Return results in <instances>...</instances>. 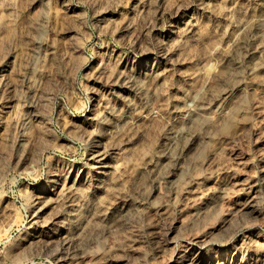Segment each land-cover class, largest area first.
<instances>
[{
  "label": "rangeland",
  "instance_id": "rangeland-1",
  "mask_svg": "<svg viewBox=\"0 0 264 264\" xmlns=\"http://www.w3.org/2000/svg\"><path fill=\"white\" fill-rule=\"evenodd\" d=\"M257 8L255 0H0V264H186L192 256V264H264V49L263 68L245 74L240 61L239 80L216 84L249 89L226 117L197 125L207 137L185 156V174L170 182L172 172L151 171L182 86L197 87L229 60L238 22ZM151 65L159 85L124 90ZM142 92L150 109L139 132L113 142L115 184L93 192L91 145L109 143L110 112ZM81 169L88 180L69 189ZM129 200L139 204L125 225L95 220L81 239L63 237L76 207L112 212Z\"/></svg>",
  "mask_w": 264,
  "mask_h": 264
},
{
  "label": "bare ground",
  "instance_id": "bare-ground-1",
  "mask_svg": "<svg viewBox=\"0 0 264 264\" xmlns=\"http://www.w3.org/2000/svg\"><path fill=\"white\" fill-rule=\"evenodd\" d=\"M255 2L258 3V8L254 10L251 15L241 19L238 22L236 26V29H237L236 34L233 36V38L229 40L227 44V51L225 54H226V57H229L228 58L229 60H226V62L217 63L215 64V66L211 68L210 71L203 72V75L201 74L202 75L201 81L197 87H192V86L185 87L184 86L185 89H183V86H182L183 92H181L182 96L180 95L179 101H177L178 102L177 109H176V106H174L176 109L174 110L175 118L174 120L172 119L173 121H171V124L169 125V129L165 133L166 134L165 139L167 141L166 146H164L165 148L162 149V151H160L161 153L159 154L162 156V158L157 157L158 158L157 159L156 157H154L157 160L153 166L150 165L152 166L151 171L153 172L154 176H159L162 172H164V170L165 172L167 170L169 172H172L173 174V177H168V181L170 180L171 182V181H176L177 179H179L185 171V165H183L185 156L189 154L195 148L196 145H198L201 141H203L204 138L207 137V135L202 134L197 131V125L201 124V122L204 123L206 121L215 122L221 118L226 117L230 112L233 111L235 105H237L238 102H241L240 95L244 91H247L249 89L247 88L248 85L245 87L243 86L244 84L240 83L239 81L235 82L231 86V89L229 87L226 88L224 86V88L217 90L215 88L216 84L229 77H234L237 80L238 77L241 75L239 72L240 61L246 62L245 67L242 65V68L244 67L245 69L244 70L245 74L246 73L252 74L263 66V61H261L262 59L260 60V56L264 49V0H255ZM183 27L184 28H182V30L179 29L181 30L179 37L186 39L187 35L191 32V26H188V24H185V26ZM173 39L171 40L173 41ZM238 54H240V58L238 57ZM175 57H174V61H175ZM169 58H171V56ZM181 58L183 57L181 56ZM157 67H158L157 65L155 67L151 65L150 68H146L142 70H140L139 68V70H137L134 74L132 73L133 75L131 74L132 76L126 82L124 81L125 82L124 90L128 91V93L130 94L131 91L133 93L134 90L141 92L139 90L145 89V84L147 85V83L148 84L154 83V85L156 86L161 76L159 74V70L157 71ZM194 73H195V76L200 75L199 69ZM188 75H187V78L192 80L193 76L191 75L188 76ZM181 80L182 78L180 79V81ZM178 83L181 84V82H178ZM241 84L243 85L241 86ZM134 99L136 98L134 97ZM126 100L127 102L126 104H124L125 106L123 108L121 107V109L119 110H112L110 112V118H107V121L105 122L106 124V127L104 126L105 133L108 135L107 137L109 139V143L107 144V141H106V144L98 143L94 141L91 145V148L89 147L90 148L89 160L91 164L90 167L93 168L97 174H99V176H97L94 179L95 181L87 182L88 188L89 186H91L93 188L92 189L93 192H96L97 190H100V189L108 190L111 185L115 184L114 177L113 176L110 177L111 172H112L111 170H113L114 168L111 164V159H112L111 153L113 149L112 147H113L114 139L116 140V137L118 136L121 137L120 133L125 130L126 132L130 131L129 132L130 135L131 133L137 134L139 132L140 122L149 113V109H150L149 100H147V96L143 92L138 96V100H139L138 103H134L135 101L130 98L129 99L127 98ZM231 104H235L233 108ZM129 133L127 134L129 135ZM103 136H106V135H103ZM104 138L106 139V137ZM180 142H182V144H180ZM162 145L161 147H163ZM179 145H181L180 148H179ZM148 167L146 168L147 170H148ZM84 175H85V169L79 170L77 172L75 180H73V182L71 181L72 183L68 186V188L74 189V186H76L75 184L76 181H78V183L80 184L85 179L88 180L86 178V175L85 176ZM155 186H158V185H155ZM91 202H93V200ZM133 202L132 200H129V201H124L122 203H119L120 206L118 205L119 207L113 210L112 212L106 211V207L105 209L101 208V210H99L98 206H95V205L93 206L90 205V208H89L88 206L89 203H87L86 205L80 204L81 206H78L75 209H73L71 212H69V215L71 217L72 227L71 228L64 227L65 230L62 231V233L64 234L63 237L66 240H71V241L79 240L82 238L81 236L85 234L87 228L90 229L91 226H94L98 222L101 223L107 229L111 227L123 226L128 222V218L137 209V204L139 203L136 204ZM251 209H252V206H251ZM253 209L255 210V208ZM38 214L39 213L36 212V214H34V217L38 218L39 217ZM95 220H96V223H94V225H91V222L92 221L95 222ZM193 252L195 253V256L198 255L197 250H194ZM183 262L186 264H192V262H194V256L186 257L185 259H183Z\"/></svg>",
  "mask_w": 264,
  "mask_h": 264
}]
</instances>
